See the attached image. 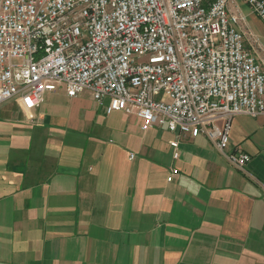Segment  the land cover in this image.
I'll return each instance as SVG.
<instances>
[{
	"label": "crops",
	"instance_id": "crops-1",
	"mask_svg": "<svg viewBox=\"0 0 264 264\" xmlns=\"http://www.w3.org/2000/svg\"><path fill=\"white\" fill-rule=\"evenodd\" d=\"M237 3L264 68V22ZM108 104L0 105V264H264V116L231 121L239 170L203 135L175 159L178 133Z\"/></svg>",
	"mask_w": 264,
	"mask_h": 264
},
{
	"label": "built area",
	"instance_id": "built-area-1",
	"mask_svg": "<svg viewBox=\"0 0 264 264\" xmlns=\"http://www.w3.org/2000/svg\"><path fill=\"white\" fill-rule=\"evenodd\" d=\"M237 1L0 0V105L89 92L144 131L178 133L175 159L181 138L203 135L244 170L251 156L227 152L231 121L264 116V68ZM241 1L264 22V0Z\"/></svg>",
	"mask_w": 264,
	"mask_h": 264
}]
</instances>
